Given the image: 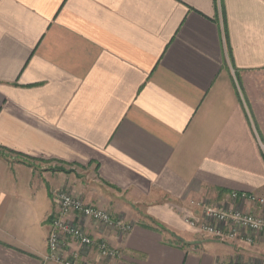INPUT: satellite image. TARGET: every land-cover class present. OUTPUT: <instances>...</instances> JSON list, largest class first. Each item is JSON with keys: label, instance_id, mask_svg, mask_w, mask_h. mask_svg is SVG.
I'll list each match as a JSON object with an SVG mask.
<instances>
[{"label": "crops", "instance_id": "obj_1", "mask_svg": "<svg viewBox=\"0 0 264 264\" xmlns=\"http://www.w3.org/2000/svg\"><path fill=\"white\" fill-rule=\"evenodd\" d=\"M62 166L91 169L95 196ZM59 190L133 224L83 222L121 257L76 264L264 262V235L221 242L185 219L264 197V0H0V264H56Z\"/></svg>", "mask_w": 264, "mask_h": 264}, {"label": "built area", "instance_id": "obj_2", "mask_svg": "<svg viewBox=\"0 0 264 264\" xmlns=\"http://www.w3.org/2000/svg\"><path fill=\"white\" fill-rule=\"evenodd\" d=\"M56 213L50 219L47 260L56 264H76L83 253L97 251L107 259L121 257V252L105 238H95L85 229L90 221L99 231H117L128 234L133 224L115 217L108 209L87 203L84 198L66 190L54 194ZM200 210L197 216L186 217L196 231L221 242L242 241L252 244L258 235H264V215L255 214L246 206H257L264 211V197L245 192H232L229 201L215 204L207 199L193 201ZM214 264H264L253 261H216Z\"/></svg>", "mask_w": 264, "mask_h": 264}, {"label": "rangeland", "instance_id": "obj_3", "mask_svg": "<svg viewBox=\"0 0 264 264\" xmlns=\"http://www.w3.org/2000/svg\"><path fill=\"white\" fill-rule=\"evenodd\" d=\"M60 168L71 173L70 179L72 181L68 183L67 186L69 188V191L75 192L76 194H80L88 200L91 197L95 196L96 192L98 191V183L91 169L81 166H74L73 169L69 168L68 170L65 169L63 166Z\"/></svg>", "mask_w": 264, "mask_h": 264}, {"label": "trees", "instance_id": "obj_4", "mask_svg": "<svg viewBox=\"0 0 264 264\" xmlns=\"http://www.w3.org/2000/svg\"><path fill=\"white\" fill-rule=\"evenodd\" d=\"M57 171H59V172H67V171H65V170L62 169V168L58 169Z\"/></svg>", "mask_w": 264, "mask_h": 264}]
</instances>
